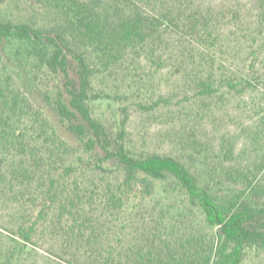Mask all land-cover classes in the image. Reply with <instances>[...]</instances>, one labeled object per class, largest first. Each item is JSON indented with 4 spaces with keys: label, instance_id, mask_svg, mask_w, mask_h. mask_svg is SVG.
<instances>
[{
    "label": "trees",
    "instance_id": "trees-1",
    "mask_svg": "<svg viewBox=\"0 0 264 264\" xmlns=\"http://www.w3.org/2000/svg\"><path fill=\"white\" fill-rule=\"evenodd\" d=\"M37 1L57 8L63 23L46 29L0 14V264H242L249 250L264 251V199L255 197L264 162L226 166L235 153L226 138L211 160L193 145L205 177L172 155L139 156L123 141L126 109L114 136L90 104L101 98L90 92L93 60L113 69L143 55L162 66L172 27L198 38V65L209 66L194 73L193 96L244 90L258 78L264 0H242L257 23L240 35L249 42L242 74L216 60L217 22L239 18L235 10L206 14L196 0ZM171 103L159 93L137 106ZM185 208L202 213L209 237L173 232L166 217Z\"/></svg>",
    "mask_w": 264,
    "mask_h": 264
},
{
    "label": "rangeland",
    "instance_id": "rangeland-1",
    "mask_svg": "<svg viewBox=\"0 0 264 264\" xmlns=\"http://www.w3.org/2000/svg\"><path fill=\"white\" fill-rule=\"evenodd\" d=\"M196 3L206 14L235 10L240 15L237 19L232 16L217 22L222 49L217 52L216 60L229 69L247 73L248 62L245 59L249 42L240 35L247 27H257L249 6L242 0H196ZM0 14L13 21H26L46 29L59 26L64 19L57 8L37 0H4L0 4ZM198 43L196 36L172 27L164 32L162 66L152 65L143 55L129 57L125 65L113 69L93 60L90 92L101 97L90 101L93 114L102 119L115 136L124 117V107L127 116L123 141L133 153L139 156L150 153L172 155L192 169L197 168L202 176L206 170L199 168L205 164H201L200 158L193 153V145L201 144L211 160L217 154L223 138L229 139L235 152L226 166L253 167L264 162V45L254 67L258 78L251 77V85L242 91L229 93L225 88V96L200 101L193 96L196 91L194 73L198 68L204 71L209 66L198 65L202 49ZM131 62L137 65L134 78L131 72H127ZM3 76L1 73V79ZM115 93L117 97H114ZM159 93L172 98L169 107L146 110L137 106L139 100L155 97ZM43 108L52 118L49 107L43 103ZM258 176L264 184V173L259 172ZM207 179L210 178L207 176ZM155 185L162 191L164 181H156ZM255 197L263 200L264 191H259ZM177 199L181 200L180 204L184 202L188 205L183 194ZM191 209L168 214L166 223L179 235L197 231L209 237L213 228L205 224L197 208ZM44 263L42 257L27 261V264ZM242 264H264V251L249 250Z\"/></svg>",
    "mask_w": 264,
    "mask_h": 264
}]
</instances>
